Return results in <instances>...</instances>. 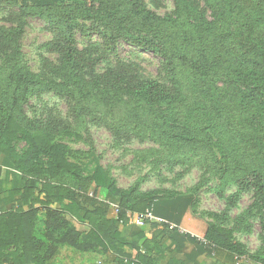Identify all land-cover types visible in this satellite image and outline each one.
<instances>
[{
    "label": "trees",
    "instance_id": "16d2710c",
    "mask_svg": "<svg viewBox=\"0 0 264 264\" xmlns=\"http://www.w3.org/2000/svg\"><path fill=\"white\" fill-rule=\"evenodd\" d=\"M173 1L175 15L160 16L144 0H0L18 9V26L0 28V158L5 160L0 165V264H48L61 246L109 254L116 264H158L133 215L152 210L171 223L197 205L194 191L134 196L99 165L85 175L76 162L78 151L28 119L25 103L33 97L52 91L69 102L76 122L88 120L117 137L181 142L180 157L167 161L198 158L205 145L214 157L225 156L219 142L156 120L157 106L179 100L167 93L165 83L141 78L139 66L122 57L124 44L158 56L163 80L180 98L194 87L214 110L229 107L242 124L264 126V30L254 21L264 0H205L210 11L203 12L191 0ZM30 17L46 21L55 34L50 46L63 61L59 66L46 62V68L58 80L33 74L21 61L18 41ZM77 32L88 41L86 47H79ZM95 34L100 40H93ZM21 141L27 144L24 152L16 148ZM103 191L117 201L118 218L113 205L101 199ZM67 216L88 232L77 230ZM151 227L178 231L166 223ZM205 237L209 243L201 245L207 254L218 247L243 258V264H264L262 255H249L230 230L211 224Z\"/></svg>",
    "mask_w": 264,
    "mask_h": 264
},
{
    "label": "rangeland",
    "instance_id": "374dc122",
    "mask_svg": "<svg viewBox=\"0 0 264 264\" xmlns=\"http://www.w3.org/2000/svg\"><path fill=\"white\" fill-rule=\"evenodd\" d=\"M144 4L160 16L175 15L173 0H144ZM191 4L199 11H210L205 0H191ZM17 11L8 3H0V28H16L18 22L14 13ZM255 16L254 21L264 30V10L257 11ZM24 30L18 41L24 66L43 79L54 76V80H58L57 75L46 68V62L59 66L63 61L60 52L50 46L55 40L50 25L40 18L30 17ZM76 36L80 48L89 44L79 32ZM93 40H100L99 35L95 34ZM120 50L125 60L139 66L143 80L165 83L167 93L173 96V100H179L176 104L166 102L157 106L156 120L169 124L179 133H191L201 140L219 142L224 148V157H214L205 145L198 158H190L186 163L167 161L180 157L181 142L161 145L150 138H121L88 120L76 122L69 102L52 91L25 103L28 119L50 130L57 143L78 151L76 162L82 164L85 175H90L96 166H102L119 188L132 190L134 196L194 191L197 205L187 210L182 219L171 222L175 228L179 231L180 228L186 229L181 220L192 222L206 231L211 224H216L232 231L233 240L242 244L249 255L259 254L264 260V126L258 128L242 124L240 117L229 107L214 110L194 87L180 98L174 85L163 80L162 61L158 56L127 44ZM104 65H100L99 72ZM67 131H72V134H67ZM16 148L24 152L27 144L21 141ZM4 161L2 156L0 165ZM100 197L110 202L114 210L118 206L117 201L104 191ZM67 218L81 233L88 232L87 226L72 217ZM38 228L43 229L41 221ZM204 240L209 243L205 235ZM48 264L116 262L109 254L83 253L61 246Z\"/></svg>",
    "mask_w": 264,
    "mask_h": 264
},
{
    "label": "crops",
    "instance_id": "0c3cea01",
    "mask_svg": "<svg viewBox=\"0 0 264 264\" xmlns=\"http://www.w3.org/2000/svg\"><path fill=\"white\" fill-rule=\"evenodd\" d=\"M158 218L161 219L160 217ZM181 221L182 226L186 229L183 230L180 228V231L178 230L177 233H172L171 231L162 233L152 230V223L143 227L145 229V235L151 241V252L159 256L158 264L236 263V256L222 248L212 247L211 254H207V248L201 245H208L204 240L206 230L194 225L192 222L187 223L183 220Z\"/></svg>",
    "mask_w": 264,
    "mask_h": 264
},
{
    "label": "built area",
    "instance_id": "2783aa9c",
    "mask_svg": "<svg viewBox=\"0 0 264 264\" xmlns=\"http://www.w3.org/2000/svg\"><path fill=\"white\" fill-rule=\"evenodd\" d=\"M1 213L2 212L0 211V214ZM114 214H115V217L118 218V215H119L118 207H115ZM132 223L137 227H145L147 224H150V223H166L170 230L177 229L172 223H169L166 220L159 219L152 210H146L144 212L135 213L132 218ZM235 260H236L235 264H243V261H242L243 258L236 256ZM259 264H262V263L260 262Z\"/></svg>",
    "mask_w": 264,
    "mask_h": 264
}]
</instances>
